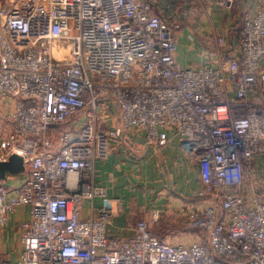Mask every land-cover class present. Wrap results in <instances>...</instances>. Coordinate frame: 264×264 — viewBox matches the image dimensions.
Instances as JSON below:
<instances>
[{"label":"built area","instance_id":"2783aa9c","mask_svg":"<svg viewBox=\"0 0 264 264\" xmlns=\"http://www.w3.org/2000/svg\"><path fill=\"white\" fill-rule=\"evenodd\" d=\"M198 1L0 2V163L25 164L18 183L0 181V231L18 208L28 216L18 257L0 264H264V5L233 51L211 20L182 26L193 6L209 12ZM184 33L206 38L195 63L178 59ZM138 143L177 145L198 170L174 213L199 231L186 242L144 219L109 231L124 202L96 183V163Z\"/></svg>","mask_w":264,"mask_h":264},{"label":"crops","instance_id":"0c3cea01","mask_svg":"<svg viewBox=\"0 0 264 264\" xmlns=\"http://www.w3.org/2000/svg\"><path fill=\"white\" fill-rule=\"evenodd\" d=\"M207 4L209 5L210 2ZM233 4L236 6V15L239 20L242 15L244 18L252 17L264 5V0H234ZM209 7L207 6V9L211 10L212 7ZM227 7L230 9V6ZM198 23L196 22L189 27V31L197 32L200 28ZM214 24L216 25V22ZM208 25L210 26L209 22ZM217 25L216 27L220 29ZM239 34L240 31L238 30L234 33L228 30L227 36L224 34L230 49L233 51L238 50ZM181 37L178 52L179 61L182 64L194 63L193 60L197 62L195 51L192 49L201 44L200 40L197 39L195 46L190 43L186 33ZM202 41L207 43L206 38H202ZM8 111V106H0L1 132L10 129L7 121L3 119L4 115L8 116ZM121 150L122 148L116 149L108 160L97 162L94 175L96 183L103 186L108 195L119 196L124 202L123 213L110 225V233L112 235H126L128 222L149 220L153 214L152 211H154L153 207L161 209L165 207L164 210H167L171 216H175V222H178L176 219L182 221L174 213H176L179 205L193 201L191 196L200 189V185L197 168L190 166L181 154L179 147L173 145L171 148L160 149L158 152L150 147L145 148L138 143L132 148L131 154H126ZM8 176L13 178L10 182L15 184L24 178V173ZM152 201L154 203L150 210L147 203ZM96 203L100 205L101 202L97 199ZM89 206L90 203L87 202L83 210L84 216L90 215ZM26 212V208H18L17 212L10 216L8 225L0 231V254L8 256L12 260L18 257L21 249L16 229L20 221L28 218Z\"/></svg>","mask_w":264,"mask_h":264},{"label":"rangeland","instance_id":"374dc122","mask_svg":"<svg viewBox=\"0 0 264 264\" xmlns=\"http://www.w3.org/2000/svg\"><path fill=\"white\" fill-rule=\"evenodd\" d=\"M6 1H11V0H0V2H6ZM15 1H18V0H15ZM200 1L201 2L204 1V4L208 7L209 5L210 7H212L211 10H208L209 12H204L202 9H200V7H198V5L193 6L191 8L195 10L194 11L195 14L191 15L190 20L191 22H193V24H195L196 22L197 23L199 22L198 24H200V28L198 29V31L200 33H202L203 31L205 32L206 28L208 29L210 27L208 25V22L210 23V20L213 22H216V25L218 24L217 26H219L220 28L218 29V32H221L222 34L224 33L226 36L228 34V30L231 33L237 32V30L241 31L242 23H240V21L244 19V15H242L238 20V16L236 15V9H235L236 6L233 4L234 0L229 2L228 5H226L227 1L225 0H200ZM200 1H198L197 4L200 3ZM208 2H210L209 5L207 4ZM220 3H223L224 6L220 7L219 5H222ZM227 6H230V9H227L228 8ZM218 7L219 9L216 10V8ZM235 20L236 22H234ZM197 39H199L202 44V38L200 37ZM193 62L195 63L196 61L193 60ZM130 159L132 160L133 158H130ZM7 175H10V174H7ZM138 188L141 189V187H138ZM153 203L154 201L147 203V207L150 208V210L153 207L152 206ZM152 209L154 211H152L153 214L151 218L149 220L148 219H144V220L148 221L151 224V228L156 235L162 238L167 237L173 243H183L184 241L186 242L189 239L193 238V234H194L193 230H188V229H182V230L177 229L176 230L175 229V228H180L181 224L175 222L173 215L171 216L167 210H164L165 207L163 209L153 207ZM156 211L158 214L154 216V213ZM16 233L18 234V237H19V231L17 229H16ZM12 251H15V250H12ZM3 256L4 255L0 254V258Z\"/></svg>","mask_w":264,"mask_h":264},{"label":"water","instance_id":"95a60500","mask_svg":"<svg viewBox=\"0 0 264 264\" xmlns=\"http://www.w3.org/2000/svg\"><path fill=\"white\" fill-rule=\"evenodd\" d=\"M25 171L24 160L18 154H13L7 162L0 163V180L6 178L7 174L18 175Z\"/></svg>","mask_w":264,"mask_h":264},{"label":"trees","instance_id":"16d2710c","mask_svg":"<svg viewBox=\"0 0 264 264\" xmlns=\"http://www.w3.org/2000/svg\"><path fill=\"white\" fill-rule=\"evenodd\" d=\"M194 11H195V10L191 9V10H190V13H189V15H188V16H189L188 19L186 18V19H184V20H181V23H182V26H183V27H191V26H192L193 22H191L190 17H191L192 14H195ZM245 19H246V18H244L243 20L240 21V23H242V25H243V22H244ZM241 27H242V26H241ZM202 42L206 45V43H205L204 41H202ZM67 126H68V125H65V126L60 125V126H57V127L53 128V139L56 140L57 137H58V135L60 134V132L63 131V130L65 129V127H67ZM174 217H175V216H174ZM176 220L178 221L177 223L181 224L180 228H175L176 230H177V229H178V230L188 229V228L186 227V224L183 222V220H182V221H180L179 219H176ZM181 227H182V228H181ZM188 230H189V229H188ZM193 233H194V234H199V231H198V230H193Z\"/></svg>","mask_w":264,"mask_h":264}]
</instances>
